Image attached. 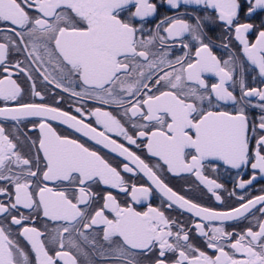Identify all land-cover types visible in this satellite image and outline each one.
<instances>
[{
    "label": "snow or ice",
    "instance_id": "snow-or-ice-1",
    "mask_svg": "<svg viewBox=\"0 0 264 264\" xmlns=\"http://www.w3.org/2000/svg\"><path fill=\"white\" fill-rule=\"evenodd\" d=\"M0 264H264V0H0Z\"/></svg>",
    "mask_w": 264,
    "mask_h": 264
}]
</instances>
